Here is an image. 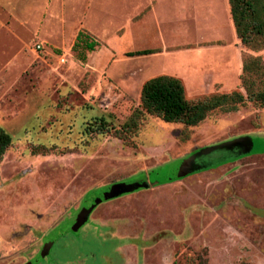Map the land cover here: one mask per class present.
Segmentation results:
<instances>
[{
	"label": "rangeland",
	"instance_id": "374dc122",
	"mask_svg": "<svg viewBox=\"0 0 264 264\" xmlns=\"http://www.w3.org/2000/svg\"><path fill=\"white\" fill-rule=\"evenodd\" d=\"M154 6L0 0V125L12 138L0 159V264H264V105L246 91H264V40L240 43L228 0ZM141 50L154 53L130 55ZM160 75L189 101L243 100L195 126L165 123L140 101ZM134 112L137 128L115 135ZM100 118L108 131L95 129ZM241 136L248 155L178 177L196 151ZM155 181L106 199L115 185ZM85 203L95 207L76 230Z\"/></svg>",
	"mask_w": 264,
	"mask_h": 264
},
{
	"label": "trees",
	"instance_id": "16d2710c",
	"mask_svg": "<svg viewBox=\"0 0 264 264\" xmlns=\"http://www.w3.org/2000/svg\"><path fill=\"white\" fill-rule=\"evenodd\" d=\"M229 12L234 25L235 33L240 43L246 48H254L260 39L264 40V0H228ZM83 33L76 36L74 46L83 39ZM86 39V37H85ZM84 46L92 51L97 42L85 41ZM153 50H141L130 55H147ZM243 72L246 71L245 62ZM248 96L264 105V91L252 93L246 88ZM233 100L235 103L243 100L239 93L213 95L197 101H189L185 96L182 82L172 76L160 75L148 79L141 88V106L148 113L156 115L165 123H182L187 126H195L206 119L210 111L222 107ZM138 115L132 113L123 123V130L114 129L113 133L123 136L122 132H130L137 128ZM95 129L100 132L109 130L108 123L100 118ZM10 134L0 125V159L11 145ZM223 163V162H221ZM220 164V163H219Z\"/></svg>",
	"mask_w": 264,
	"mask_h": 264
},
{
	"label": "water",
	"instance_id": "95a60500",
	"mask_svg": "<svg viewBox=\"0 0 264 264\" xmlns=\"http://www.w3.org/2000/svg\"><path fill=\"white\" fill-rule=\"evenodd\" d=\"M252 139L248 136H241L234 138L232 140L223 141L217 145L208 146L196 151L190 157L183 160L180 164L177 175L178 177L186 176L190 173L208 169L210 167L216 166L221 162H226L232 159H237L248 155L252 151ZM157 184V182L142 183L140 184H118L115 185L111 190V193L107 195L106 199H113L119 197L123 194H128L136 191L140 187L148 188ZM86 207L82 211V221L76 228V230L87 221L90 213L94 209L95 205L85 203ZM53 242H48L45 244L43 250L41 251V256L44 257L48 254Z\"/></svg>",
	"mask_w": 264,
	"mask_h": 264
},
{
	"label": "crops",
	"instance_id": "0c3cea01",
	"mask_svg": "<svg viewBox=\"0 0 264 264\" xmlns=\"http://www.w3.org/2000/svg\"><path fill=\"white\" fill-rule=\"evenodd\" d=\"M155 1H156V2H157V1L160 2V1H163V0H152V9H153L152 12H155V6H154L155 3H156ZM215 37H216V36H213L214 39H215ZM235 37L237 38L236 33H235ZM211 47H213V46H211ZM211 47H210V48H211ZM219 55H220V54H216V55L214 56L215 59H216ZM215 62H216V61H215ZM224 71H227V69H225ZM230 71H231V70H230ZM219 72H220V71H218V75L216 76V78H215L213 75L208 76V74H207L206 72H202V73H201V77H199V78H200V82H204V81L207 80V79H210L211 81H213V80H217V81H218V80L221 78V76H222L223 74L226 73V72H224V73H222V75H220ZM241 72H242V71H241L240 69H238L237 66H236L235 69L233 70V73H235V74H239V73L241 74Z\"/></svg>",
	"mask_w": 264,
	"mask_h": 264
},
{
	"label": "built area",
	"instance_id": "2783aa9c",
	"mask_svg": "<svg viewBox=\"0 0 264 264\" xmlns=\"http://www.w3.org/2000/svg\"><path fill=\"white\" fill-rule=\"evenodd\" d=\"M36 47H37V48H39L40 46H39V45H37Z\"/></svg>",
	"mask_w": 264,
	"mask_h": 264
}]
</instances>
